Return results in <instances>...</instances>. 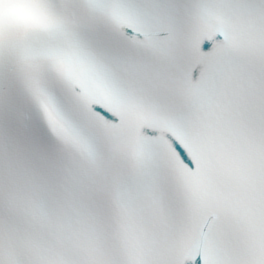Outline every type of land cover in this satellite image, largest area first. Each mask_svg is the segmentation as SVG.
I'll return each mask as SVG.
<instances>
[{
	"label": "snow or ice",
	"instance_id": "1",
	"mask_svg": "<svg viewBox=\"0 0 264 264\" xmlns=\"http://www.w3.org/2000/svg\"><path fill=\"white\" fill-rule=\"evenodd\" d=\"M0 264H264V0H0Z\"/></svg>",
	"mask_w": 264,
	"mask_h": 264
}]
</instances>
